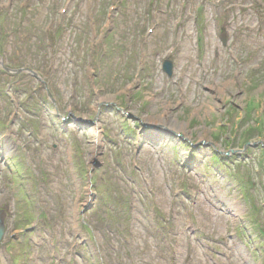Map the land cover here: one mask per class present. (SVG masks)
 Instances as JSON below:
<instances>
[{
    "label": "rangeland",
    "instance_id": "obj_1",
    "mask_svg": "<svg viewBox=\"0 0 264 264\" xmlns=\"http://www.w3.org/2000/svg\"><path fill=\"white\" fill-rule=\"evenodd\" d=\"M0 55V264H264V0H0Z\"/></svg>",
    "mask_w": 264,
    "mask_h": 264
},
{
    "label": "water",
    "instance_id": "obj_2",
    "mask_svg": "<svg viewBox=\"0 0 264 264\" xmlns=\"http://www.w3.org/2000/svg\"><path fill=\"white\" fill-rule=\"evenodd\" d=\"M224 41V39H223ZM0 65L3 67L4 70H6L7 72H11V73H16V72H21V71H24L23 69L21 70H17V71H10L8 70L7 68H5L3 66V64L0 63ZM162 70L163 72H165L167 75L171 76L172 74V63L170 61H166L164 62L163 64V67H162ZM25 71H28V70H25ZM34 77H36L35 73H31ZM37 78V77H36ZM134 120H136L137 118L135 117H132ZM93 124V123H92ZM248 145H251L250 143H248ZM88 208H85V210H87ZM4 214L3 213H0V240L3 236V233H4Z\"/></svg>",
    "mask_w": 264,
    "mask_h": 264
},
{
    "label": "trees",
    "instance_id": "obj_3",
    "mask_svg": "<svg viewBox=\"0 0 264 264\" xmlns=\"http://www.w3.org/2000/svg\"><path fill=\"white\" fill-rule=\"evenodd\" d=\"M225 160H227L226 158H222V159H220V157L219 158H217V163H219L220 165L222 164H224L225 165Z\"/></svg>",
    "mask_w": 264,
    "mask_h": 264
}]
</instances>
